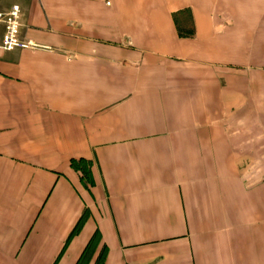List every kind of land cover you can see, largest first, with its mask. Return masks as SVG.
Here are the masks:
<instances>
[{"label": "crops", "instance_id": "0c3cea01", "mask_svg": "<svg viewBox=\"0 0 264 264\" xmlns=\"http://www.w3.org/2000/svg\"><path fill=\"white\" fill-rule=\"evenodd\" d=\"M0 264H264V0H0Z\"/></svg>", "mask_w": 264, "mask_h": 264}, {"label": "built area", "instance_id": "2783aa9c", "mask_svg": "<svg viewBox=\"0 0 264 264\" xmlns=\"http://www.w3.org/2000/svg\"><path fill=\"white\" fill-rule=\"evenodd\" d=\"M21 8L19 5H13L7 12L0 11V22L5 25V33L3 37L2 47L11 50L16 47H27L30 43H24L19 39V31L21 27L20 21Z\"/></svg>", "mask_w": 264, "mask_h": 264}]
</instances>
